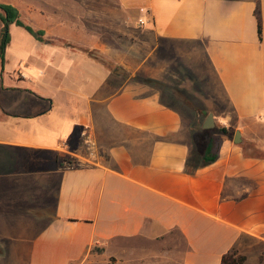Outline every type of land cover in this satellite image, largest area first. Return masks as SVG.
I'll use <instances>...</instances> for the list:
<instances>
[{
    "label": "crops",
    "instance_id": "0c3cea01",
    "mask_svg": "<svg viewBox=\"0 0 264 264\" xmlns=\"http://www.w3.org/2000/svg\"><path fill=\"white\" fill-rule=\"evenodd\" d=\"M57 3L52 37L12 25L0 61V264H222L233 250L264 264V0L102 2L82 33ZM178 72L229 110L207 166L167 101L189 93Z\"/></svg>",
    "mask_w": 264,
    "mask_h": 264
},
{
    "label": "rangeland",
    "instance_id": "374dc122",
    "mask_svg": "<svg viewBox=\"0 0 264 264\" xmlns=\"http://www.w3.org/2000/svg\"><path fill=\"white\" fill-rule=\"evenodd\" d=\"M11 1L19 4L22 19L27 24L33 27L34 30L36 31L44 32V35L42 36V39H43L46 37H52L51 32H52L53 11L55 7V3L60 2L61 5L76 6V9H77L76 10V14H77L76 21L78 23L77 32L82 33L85 31L84 29H88L85 27L86 22L91 21L93 23L94 22L96 23L99 21V19H96V18L97 17L99 18L100 16V7L102 6V2H104L108 6H113L115 0H44V1L43 0H8V3ZM63 17L66 21H68V18H69L68 13H65ZM140 21L141 20H139V25L142 26ZM37 27L38 28L45 27L47 29H37ZM97 28L98 27L93 25V27L91 28V33L93 34V39L98 40V44H99L101 31ZM12 29L13 31L18 30L20 33H25L23 30H20L19 28L13 27ZM46 30L50 31L49 35L47 34ZM88 31L90 32V30ZM93 54L96 55V57H98L99 61L101 59V61L107 64L111 69H115L116 71H119L121 74L125 76L128 75L126 71H124V69L116 66L114 63L110 61L102 60V57L97 51L93 52ZM142 56H143V53H142ZM16 62H17V59H15V56L14 58H9L5 66V71H8V69H12L15 66H17ZM148 71H149V62H146L145 64L142 65V69L140 73L136 75L134 79L141 80L142 75H146V76L148 75ZM172 73H175V72H172L171 70L170 74L172 75ZM188 75L189 74H185L184 76H182L179 73L177 76L178 77L177 79L169 76L168 78L169 83H171L173 86L182 85L184 89H189V93L186 90H184V92H181V90H179L180 88L179 89L176 88L178 95H176V93H174L175 96H172L171 94H169L170 96L173 97V100H167V101H172V104L178 107L187 116L188 121L190 122V126L193 129H195L196 133L204 129L203 124L206 121L209 114H214V116L216 117L214 128L204 129V130H214L215 133H217V130L219 128H225L223 126L218 127L217 124H219V120L222 117V115L228 112L229 110L223 102L219 103L215 98L211 96V94L204 93V92L202 93L201 90H203L204 88L200 86L199 84H197L196 81H195L196 83L192 81L191 77ZM154 85H156L157 87L167 92V89H165V86L162 83H155ZM89 154L90 153L88 150V145H84L83 151L81 152V154L78 156L77 155L73 156L74 158L73 160L76 159L75 162L77 161V162L84 163L86 161L85 157H88Z\"/></svg>",
    "mask_w": 264,
    "mask_h": 264
},
{
    "label": "trees",
    "instance_id": "16d2710c",
    "mask_svg": "<svg viewBox=\"0 0 264 264\" xmlns=\"http://www.w3.org/2000/svg\"><path fill=\"white\" fill-rule=\"evenodd\" d=\"M256 15L258 19V33L261 37L262 20L259 7L256 10ZM0 21L2 23L0 34V61L2 65L5 63L6 50L11 42L10 27L12 25L24 28L38 41L43 40L42 36L44 35V32L36 31L31 26L25 24L21 19L19 10L11 4L0 3ZM197 134L199 135V139L203 141V165L207 166L216 162L219 158V148L222 143V137L228 134V131L225 128H219L217 133H215L214 130L202 129L201 131H198ZM246 259L245 256L240 255L237 251L233 250L223 256L222 264H244Z\"/></svg>",
    "mask_w": 264,
    "mask_h": 264
},
{
    "label": "water",
    "instance_id": "95a60500",
    "mask_svg": "<svg viewBox=\"0 0 264 264\" xmlns=\"http://www.w3.org/2000/svg\"><path fill=\"white\" fill-rule=\"evenodd\" d=\"M215 126V122H214V115L213 114H209V116L207 117L204 125H203V128L204 129H211V128H214ZM234 142L236 144L240 143L241 142V135H240V132H237L236 135H235V139H234Z\"/></svg>",
    "mask_w": 264,
    "mask_h": 264
},
{
    "label": "built area",
    "instance_id": "2783aa9c",
    "mask_svg": "<svg viewBox=\"0 0 264 264\" xmlns=\"http://www.w3.org/2000/svg\"><path fill=\"white\" fill-rule=\"evenodd\" d=\"M140 23H141L142 25L144 24V22H143L142 20L140 21ZM87 145H88V150H89V153H90L89 156H90V155L93 156V155H94L95 145H94L93 142H91V141H89Z\"/></svg>",
    "mask_w": 264,
    "mask_h": 264
}]
</instances>
